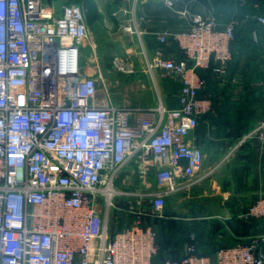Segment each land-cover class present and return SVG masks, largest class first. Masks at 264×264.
<instances>
[{
    "label": "built area",
    "instance_id": "obj_1",
    "mask_svg": "<svg viewBox=\"0 0 264 264\" xmlns=\"http://www.w3.org/2000/svg\"><path fill=\"white\" fill-rule=\"evenodd\" d=\"M163 1L171 7L172 0ZM86 11L83 0H0V264H264V234L209 255L197 252L190 234L180 259L157 261L156 231L142 222L143 212L119 204L138 194L117 185L128 164L141 181L152 168L155 189L146 194L157 219L168 195L205 178L199 175L203 151L191 140L212 100L201 94L205 79L198 70L214 64L228 81L238 19L222 22L210 9H175L188 25L164 28L156 41H173L182 57L166 56L159 47L138 51L153 83L159 73L178 83L176 104L157 95L145 107L118 105L99 94L104 78L96 59L88 68L81 64ZM124 13L130 18L122 30L139 37L136 21L145 15ZM247 19L264 29V14L242 13ZM249 34L258 42V28ZM112 66L137 70L124 57ZM251 141L264 148V118L237 136L230 151ZM120 210L134 220L112 228L110 217ZM245 217L264 219V195Z\"/></svg>",
    "mask_w": 264,
    "mask_h": 264
},
{
    "label": "crops",
    "instance_id": "obj_2",
    "mask_svg": "<svg viewBox=\"0 0 264 264\" xmlns=\"http://www.w3.org/2000/svg\"><path fill=\"white\" fill-rule=\"evenodd\" d=\"M192 2H194L193 7L190 6L192 9H188V6L180 8L198 13L210 9L222 22L232 16H235L239 21L236 31H241L246 41L235 43V38L233 39L232 59L228 63L226 74V77H231V79L236 77V80L227 85V82H223V78L219 76L214 67L212 68V78L219 89H225L227 92L223 94V97L220 96V99L225 97L233 105L249 100L251 111L247 126L249 128L264 118V29L257 27L259 40L256 43L253 42L249 30H246L243 25L242 13L254 15L259 10L264 11V0H244V5L240 8L236 4L237 0H217V2L194 0ZM165 8H168V5L163 0H116L108 12H110L111 20L118 23V27L120 26L119 36L139 42L140 46L159 47L166 56L180 57L181 54L176 43L168 41L167 44H159L156 41V35L160 30L164 28L180 30L188 25L187 20L175 12V9L171 8L172 14H170L164 11ZM130 10H134L136 15L142 14L146 17L142 21H136L141 31L139 37L122 30V25L126 24L130 18L124 12ZM178 15H180L179 20L172 21L173 23L168 21V17ZM245 42L253 45V48L241 47ZM129 50L131 51V48ZM138 50L139 48L136 51ZM140 67L142 71V66L140 65ZM135 68L137 69L136 66ZM135 74H137L136 70ZM170 80L176 84L173 99L165 101L162 93L157 91L156 99H153L152 103L145 107L153 105L157 100V95L165 103L167 102L168 106L176 104L175 95L179 85L176 81ZM150 81L153 83L152 79ZM154 82L153 84L157 87V80L155 79ZM99 86V94L102 97L108 96L113 101L109 88L105 85L104 87H102L103 85ZM109 86L111 89H115L114 86L110 84ZM136 86L139 85L136 84ZM219 104L221 103L219 102ZM236 117L240 116L235 114L234 118ZM238 121L240 124L244 123V120ZM236 130L237 126L233 128L231 126L221 127L210 116H204L194 130L191 142L203 151L204 160L199 175L205 173V178L189 188L180 187L179 190L166 197L168 203H165L163 210L169 209L170 214H163L161 218L178 217L186 226L191 227L188 237L193 234L196 249L201 253L214 252L220 247L239 242L246 243L250 236L264 234V219H254L251 226H245L250 221L249 217H245L248 207L257 197L264 195V168H262L264 148L259 142L251 141L230 151L236 138L234 132ZM183 183V181L178 182L179 186ZM117 185L138 193L125 198L121 203L123 208L143 212L142 220L153 218L151 216V197L146 194L155 189L151 167L146 179L141 181L134 165H126L119 174ZM262 250H264V245H262Z\"/></svg>",
    "mask_w": 264,
    "mask_h": 264
},
{
    "label": "rangeland",
    "instance_id": "obj_3",
    "mask_svg": "<svg viewBox=\"0 0 264 264\" xmlns=\"http://www.w3.org/2000/svg\"><path fill=\"white\" fill-rule=\"evenodd\" d=\"M65 0H54L56 4ZM217 2V0H214ZM116 0H83V4L87 8L86 21L88 27V38L82 47L81 64L85 63L86 67L93 63L98 65V70L103 75L105 87H108L113 97V101L119 105H149L153 99H156V92H161L165 101L173 99L176 91V84L168 77L162 76L160 73L157 77V87L150 81L151 78L142 72V55L139 51V42H134L125 36H119L120 31L118 23L111 20L109 9L113 6ZM87 3L92 5V9L87 7ZM214 5V2L212 3ZM194 2H190L188 9H192ZM217 5V4H216ZM171 7L165 8L164 11L171 13L172 9H181L180 3L177 0L171 1ZM191 6V7H190ZM97 8L99 11L97 12ZM174 16V15H173ZM183 16V15H182ZM186 19L185 16H183ZM180 15L168 17V21L172 22L179 20ZM178 22V21H177ZM173 23V22H172ZM176 23V22H175ZM154 40V39H153ZM135 46V47H134ZM131 48V51L129 50ZM250 48V45H247ZM115 57H124L131 61L136 67V73H122L117 71L112 66V61ZM140 58V60H139ZM134 59H136L134 61ZM90 69V68H89ZM228 79V78H227ZM110 85L115 89H111ZM139 85V86H136ZM108 85V86H107ZM167 103V102H166ZM170 202V201H169ZM168 203L167 200L165 202ZM169 205V204H168ZM151 218V217H150ZM134 220V214L124 211H114L110 217L112 228H123L129 226ZM143 223L150 224L158 233L159 238L164 244H168L173 249L179 247V244L189 235L191 227L186 226L178 217L172 219L163 218L161 221H154L152 218L142 220ZM236 222V221H235ZM178 254V252H175ZM174 254V253H173ZM169 253L168 256H172ZM175 255V254H174Z\"/></svg>",
    "mask_w": 264,
    "mask_h": 264
},
{
    "label": "trees",
    "instance_id": "obj_4",
    "mask_svg": "<svg viewBox=\"0 0 264 264\" xmlns=\"http://www.w3.org/2000/svg\"><path fill=\"white\" fill-rule=\"evenodd\" d=\"M194 0H182L179 1L180 5L182 6H188L190 2H192ZM87 7L92 9V5L90 3H87ZM256 14H264V11H258V13ZM244 27L246 28V30L248 29L249 31L252 28H257L258 25L256 24L254 19H247L246 21L243 22ZM237 28V27H236ZM235 43L238 41H243L245 40V38L243 37L241 31H236L235 29ZM246 41V40H245ZM240 44V43H239ZM249 43L245 42L241 47H247ZM250 45V44H249ZM250 48H253V45H250ZM231 49H232V43H231ZM179 50V49H178ZM181 54V53H180ZM182 57V54L181 56ZM179 58V57H178ZM214 67V64H212L210 66V68L208 69H200L198 70L200 75L205 79V87L203 88V90L201 91L202 95H208L211 100H212V111H210L209 113H207L205 116H210L212 119L215 120V122L219 125V126H231L232 128L237 126V130L234 131L235 132V136H239L240 134H242L243 132H245L248 129V124H249V119H250V108H249V100H245V101H241L238 102V104H232L230 103V101L227 98H222L220 99L219 97H223V94L227 93L225 91V89L222 88H218L215 81L212 78V68ZM231 77L228 78L227 81V85L231 82ZM219 102L221 104H219ZM238 115L240 117H236L234 118V115ZM238 120H244V123L240 124V121ZM167 219V218H166ZM169 220L172 218H168ZM256 218H251L250 217V221L245 224V226L249 227L253 224V221ZM162 221L163 218L161 219H154V221ZM238 222V221H236ZM155 230V229H154ZM156 231V230H155ZM160 236V235H159ZM158 233H156V242H157V246H158V252L157 255L155 256V260L157 261H162L166 258L169 259H180L183 251H184V246L185 244L189 241V237L188 235L186 236V238L179 244V247L177 246V248L173 249V247H171L168 244H164L162 242V240L159 238ZM196 246V245H195ZM183 247V248H182ZM178 252V254H176L175 252ZM198 253H201L199 251H197ZM169 253H174L172 256H168ZM213 252L210 253H201V254H212Z\"/></svg>",
    "mask_w": 264,
    "mask_h": 264
},
{
    "label": "water",
    "instance_id": "obj_5",
    "mask_svg": "<svg viewBox=\"0 0 264 264\" xmlns=\"http://www.w3.org/2000/svg\"><path fill=\"white\" fill-rule=\"evenodd\" d=\"M119 204L121 205V202H119ZM164 215H169L170 214V210L169 209H165L163 211ZM197 213V212H196Z\"/></svg>",
    "mask_w": 264,
    "mask_h": 264
}]
</instances>
